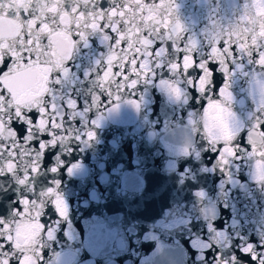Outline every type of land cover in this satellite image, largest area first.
<instances>
[{
  "label": "water",
  "instance_id": "95a60500",
  "mask_svg": "<svg viewBox=\"0 0 264 264\" xmlns=\"http://www.w3.org/2000/svg\"><path fill=\"white\" fill-rule=\"evenodd\" d=\"M175 4L173 19L198 42L231 27L244 5L257 15L253 0ZM84 48L70 83L53 89L57 103L73 90L81 97L94 92L96 80L85 73L95 75L97 61L107 57L109 46L94 34ZM80 51L74 55L79 57ZM255 59V53L251 62L244 57L245 73L256 71ZM223 72L228 75V65ZM249 78L238 74L231 87L233 110L245 127L255 116ZM228 82L222 78L217 86ZM111 99L102 108L86 104L91 111L75 114L79 128L73 122L69 136L56 137V149L45 153L21 145L30 155L21 157L14 173L0 172V261L19 264L23 251H35L15 248L3 228L10 225L15 233V225L22 222L17 210H38L44 226L36 241L41 264H221L215 260L217 253L223 260L235 256L234 264H264V186L255 181L249 153L240 150L243 159L221 171L224 166L211 146L189 123L195 119L201 127L199 106L190 117L191 102L172 103L155 85L141 83L135 92L122 93L115 111ZM129 99L140 101L139 110L126 102ZM88 131L94 139L80 140ZM73 132L76 139L71 138ZM33 161L36 173L31 172ZM25 175L29 179L21 183ZM49 190L58 194V204L47 195Z\"/></svg>",
  "mask_w": 264,
  "mask_h": 264
},
{
  "label": "snow or ice",
  "instance_id": "6c2138e0",
  "mask_svg": "<svg viewBox=\"0 0 264 264\" xmlns=\"http://www.w3.org/2000/svg\"><path fill=\"white\" fill-rule=\"evenodd\" d=\"M176 7L175 0H0V172L14 173L21 157L30 155L21 145L45 153L56 149V137L69 136L73 122L79 128L75 114L91 111L86 104L102 108L111 97L116 105L111 110L115 111L121 94L135 92L143 83L155 85L172 103L191 102L190 117L199 106L201 127H196L195 119L189 123L193 132L203 134V143L211 146L224 166L220 170L243 159V150L254 160L256 183L264 186V0H253L255 17L244 5L243 14L231 27L200 42L186 35L184 26L173 19ZM94 34L107 41L109 52L103 61H97L94 76L85 73L96 80L93 94L81 97L73 90L57 103L53 89L70 83L76 61L83 59L84 45ZM78 48L79 57L74 55ZM254 53L256 71L245 73L244 57L251 62ZM224 65H228V75ZM237 65L239 72L235 71ZM238 74L250 77L248 91L255 103L250 127L233 110L231 87ZM222 78L229 82L218 87ZM126 102L139 110L140 101ZM29 136L32 138L26 140ZM71 138H77L75 132ZM79 139L91 141L94 133L85 132ZM38 171L33 161L31 172ZM28 179L25 175L21 183ZM47 195L60 202L52 190ZM17 214L22 222L15 225V233L10 225L3 231L18 250L35 249L31 254L23 251L19 264H41V245L36 241L43 236L44 226L39 211L17 210ZM215 260L234 264L235 256L223 260L217 253Z\"/></svg>",
  "mask_w": 264,
  "mask_h": 264
}]
</instances>
